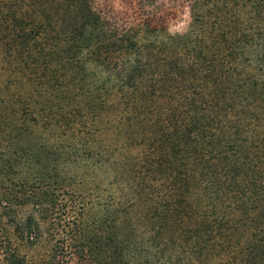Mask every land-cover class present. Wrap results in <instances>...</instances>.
<instances>
[{"label":"trees","instance_id":"trees-1","mask_svg":"<svg viewBox=\"0 0 264 264\" xmlns=\"http://www.w3.org/2000/svg\"><path fill=\"white\" fill-rule=\"evenodd\" d=\"M31 1L1 5L7 66L0 67V177L13 181L25 170L12 200L33 207L25 222L33 244L60 200L59 193L46 189L44 132L51 153L76 166L82 160L78 148L91 149L81 137L94 135L112 112L117 125L137 129L130 131V140L151 135L148 166L169 173L165 191L171 193L160 209L147 210L139 205L152 193L142 182L132 184L137 187L133 199L118 188L125 201L113 204L108 251L97 249L95 229L85 233L77 225L66 238L61 234L69 231L52 219L47 229L54 243L40 264H61L59 254L67 249L81 253L85 264H204L218 253L228 264H241L240 253L246 263L257 254L264 260V123L254 125L264 116V0H242L245 9L251 2L243 20L219 14L211 20L203 11L211 1L191 0L183 33L109 24L93 0H61L64 11L78 20L63 34L64 56L57 62L53 46L59 41ZM250 55L252 62L244 63ZM39 71L44 72L37 81L27 78ZM46 101L52 102L47 112ZM28 182L29 192L21 190ZM7 195L0 194L4 209L11 200ZM63 202L67 209L77 208ZM74 213L78 224L83 212ZM1 250L0 264H25L9 243Z\"/></svg>","mask_w":264,"mask_h":264},{"label":"rangeland","instance_id":"rangeland-1","mask_svg":"<svg viewBox=\"0 0 264 264\" xmlns=\"http://www.w3.org/2000/svg\"><path fill=\"white\" fill-rule=\"evenodd\" d=\"M210 1L208 7H203V11L207 12L209 15L207 17H210L211 20H214L213 18H215L216 14L226 15L228 19L238 17L239 15L242 20L249 15L247 8L251 2H248L247 6H244L246 7L245 9L240 5L242 0ZM93 3L101 19L113 25L134 26L148 24L153 27L162 28L169 33H183L186 31L190 22L189 6L191 0H93ZM2 4H4L3 0H0V40L7 32L5 18H3L2 14ZM31 4L32 10L40 13L45 23L47 21L51 31L54 30V32H56H51L52 34L50 35L53 37L54 41H59V46H53L54 54H56L54 59L57 62L59 57L64 56L62 52L63 45L61 43L64 38L63 34L65 35L70 30H73L74 21L78 20V17L76 15L73 17V14L65 12L64 3L61 0H32ZM263 13L264 9L262 14ZM241 27H244L243 23L237 25V28ZM99 38L100 37L96 40L97 43H103V38ZM1 48L0 42V67L2 69L4 66L6 67L7 64H5V54L2 52ZM253 58L254 57L250 55V57L247 58L250 60L247 61L246 59L244 63L252 62ZM56 67L59 68L60 65L57 64ZM8 71L11 70L8 69ZM44 71H46V69H44ZM44 71L32 73L27 78L37 81V78H39L40 74ZM3 72L4 70H0V77L3 76ZM28 87L29 86L26 85L24 90ZM36 90L38 94L41 92L46 96L45 88L37 86ZM45 105L47 112V108L49 105H52V102L49 103L46 101ZM260 111L261 110H259V112ZM112 114V112L105 114L103 125L94 132V135L90 137H81L80 142H85L84 139H86L91 149L88 150V147L84 145L81 147L82 150L78 148V157L82 160L78 162L76 166L62 161L63 159L57 154V151L55 155L51 153L49 147L51 142L48 141L46 132L43 133V141L46 143V189H53L56 193H59L60 200L57 202L54 212H51V214L49 213L46 221L42 223L43 234L37 244H33V233L32 231L30 232L25 225L28 217L34 213L31 203L17 205L12 200L15 193H18L17 184L21 183V181L24 180L23 178L26 177H23L25 170L19 171V176H15L13 181L2 180L0 177V194L7 191V196L11 199L7 209L2 208L3 204L0 201V255L2 253V245H4V243H9L14 248L15 252L24 258L25 264H40L42 260L47 259L51 254L49 251L52 243H54L52 238H50V231L48 232L47 229L48 223L49 221L52 222V219L53 222L59 221V223L63 225V228L65 227V231H69L68 233L63 231L61 234L62 237L66 238H68L70 232L72 233L75 230L77 225L79 228L81 227L82 231L85 233L95 229L96 233L100 236L99 243H101L100 246L99 243L97 244V249L102 247L104 250L108 251V237L111 236L114 230L111 223L113 204L118 199L121 201L123 200V202L125 201L122 192L118 191V188L122 187L124 193H129L133 199L135 194L134 189H137V187H133L132 184L136 183V181L139 183L142 182V189L146 193H152V197H146L147 199L142 200L139 205L141 208L144 205V209L146 207L147 210L152 207H158L160 209L169 199L171 193L169 190L165 191L168 187L167 179L169 173L164 171L157 173V171H153L152 168L148 166V160L150 158L149 153L153 146L150 138L151 135L144 134L130 140L128 138L130 136V131L134 133L137 129L135 128L134 130L131 126L129 131L125 125H117V120H111ZM260 118L261 119H258L254 125L257 123H264V121H262L264 120V116L262 115ZM260 127L264 128V125H260ZM118 130H120L118 133L115 132ZM35 131H38L35 132L38 134L41 132V130H38L36 127ZM125 131L127 133V140L124 138ZM26 141L25 137H23V140L21 139V144L24 145V147L29 145ZM85 152L90 153L91 156L86 155ZM150 177L155 180L152 179L149 181ZM28 183L21 190L29 192L32 183ZM130 185L132 186L131 189L134 188L133 190H130ZM126 197L130 198L127 195ZM190 198L194 203L198 201L196 194L191 195ZM64 200H67L71 205L72 203L75 204L77 208L74 209V211H78L79 208L80 211L83 212L84 216L80 223L78 222L77 224L74 222L76 220V213H74L71 207L68 209L66 208L63 204ZM228 200V202H231L233 199L230 198ZM61 205L64 209L63 212L61 210ZM134 206L136 207L137 205ZM136 208H138V206ZM57 237L58 236L53 239H57ZM70 251L72 250L67 249L66 253L59 254L61 264H81V261H84L80 256L81 253H70ZM150 254L151 256L153 255V257H157L158 255L153 251H151ZM240 254H238V257L241 259V264H264V260L260 258L261 256L258 254L255 255L254 258H251L252 261H247V263L244 256ZM164 255L166 256L167 253ZM161 260L163 261L165 258L162 256ZM228 263L227 256L224 253H218V256L209 259V261H206L204 264Z\"/></svg>","mask_w":264,"mask_h":264}]
</instances>
